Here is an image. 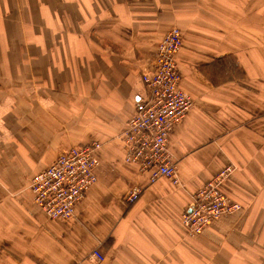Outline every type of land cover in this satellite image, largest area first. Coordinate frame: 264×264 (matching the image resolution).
<instances>
[{
  "label": "crops",
  "instance_id": "crops-1",
  "mask_svg": "<svg viewBox=\"0 0 264 264\" xmlns=\"http://www.w3.org/2000/svg\"><path fill=\"white\" fill-rule=\"evenodd\" d=\"M173 29L193 106L168 135L174 181L150 183L120 138ZM90 143L97 182L48 219L31 178ZM226 167L240 211L189 235L182 214ZM0 264H264V0H0Z\"/></svg>",
  "mask_w": 264,
  "mask_h": 264
},
{
  "label": "built area",
  "instance_id": "built-area-1",
  "mask_svg": "<svg viewBox=\"0 0 264 264\" xmlns=\"http://www.w3.org/2000/svg\"><path fill=\"white\" fill-rule=\"evenodd\" d=\"M181 45L175 29L160 40L154 68L141 74L148 91L147 99L135 106L134 115L120 138L124 162L147 173L150 183L161 178L174 181L175 166L167 150L168 134L193 106L192 99L179 86L176 56ZM100 148L99 143L69 148L52 165L33 175L29 184L33 203L48 219L72 218L76 204L97 182ZM230 173L229 167L221 169L194 194L192 203L181 216L189 235H198L216 219L240 211L239 204L221 188ZM138 194L137 190L131 192L126 201L133 202ZM91 256L102 260L95 251Z\"/></svg>",
  "mask_w": 264,
  "mask_h": 264
},
{
  "label": "bare ground",
  "instance_id": "bare-ground-1",
  "mask_svg": "<svg viewBox=\"0 0 264 264\" xmlns=\"http://www.w3.org/2000/svg\"><path fill=\"white\" fill-rule=\"evenodd\" d=\"M158 45H159V43H158ZM158 45H157V47H158ZM157 47H156V53H157ZM178 75H179V73H178ZM179 86H180V75H179ZM182 90V89H181ZM183 91V90H182ZM184 92V91H183ZM185 93V92H184ZM186 95H188L187 93H185ZM189 96V95H188ZM190 97V96H189ZM191 98V97H190ZM193 102V101H192ZM189 113V112H188ZM171 132V131H170ZM169 135V134H168ZM168 150V149H167Z\"/></svg>",
  "mask_w": 264,
  "mask_h": 264
},
{
  "label": "rangeland",
  "instance_id": "rangeland-1",
  "mask_svg": "<svg viewBox=\"0 0 264 264\" xmlns=\"http://www.w3.org/2000/svg\"><path fill=\"white\" fill-rule=\"evenodd\" d=\"M181 48H182V45L180 46V49H181ZM179 51H180V50H179ZM176 67H177V69H178L177 62H176ZM29 184H30V182H29ZM221 187H222V185H221ZM83 198H84V197H83ZM83 198H82V199H83ZM82 199H81V200H82ZM238 212H239V211H238ZM232 214H234V213H232ZM232 214H231V215H232Z\"/></svg>",
  "mask_w": 264,
  "mask_h": 264
}]
</instances>
